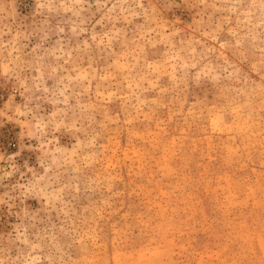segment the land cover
<instances>
[{
	"label": "rangeland",
	"instance_id": "rangeland-1",
	"mask_svg": "<svg viewBox=\"0 0 264 264\" xmlns=\"http://www.w3.org/2000/svg\"><path fill=\"white\" fill-rule=\"evenodd\" d=\"M0 264H264V0H0Z\"/></svg>",
	"mask_w": 264,
	"mask_h": 264
}]
</instances>
